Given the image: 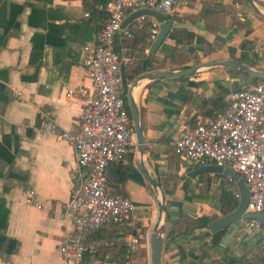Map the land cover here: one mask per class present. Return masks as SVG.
I'll return each instance as SVG.
<instances>
[{"label": "crops", "instance_id": "obj_1", "mask_svg": "<svg viewBox=\"0 0 264 264\" xmlns=\"http://www.w3.org/2000/svg\"><path fill=\"white\" fill-rule=\"evenodd\" d=\"M104 1L0 0V264H69L57 246L72 229L64 202L83 170L72 144L42 130L41 112L50 109L59 128H76L82 103L76 94L65 96L64 90L89 84L82 46L93 41L106 18L97 8ZM254 2L264 12V0ZM134 9L125 6V15ZM153 19L148 14L134 17L115 35L113 48L126 57L125 95L137 74L199 61L237 58L264 70V17L240 0H182L173 9L169 27L179 34L169 36L168 30L157 49L146 53ZM198 37L219 45L208 50ZM170 52L172 61L166 57ZM143 60L153 68L133 74L131 68ZM235 70L205 66L186 75L143 78L131 88L143 125L142 161L165 193L159 264H191L188 251L200 255L198 264H264L263 242L239 249L241 229L235 237L221 235L216 244H211L212 232L204 234L207 225L174 233L170 239L165 236L181 213L205 214L210 220L223 214L224 193L238 200L234 181L224 173L188 176L195 165L174 153L172 146L182 126L211 117L225 105L230 89L246 83ZM106 187L133 203L141 238L131 256L137 264H149V235L159 194L141 173L134 145L121 161L107 166ZM28 189H33L30 201L25 199ZM115 229L111 224L84 233V264L102 258L122 260L123 245ZM178 245L187 252L185 257L179 255Z\"/></svg>", "mask_w": 264, "mask_h": 264}, {"label": "built area", "instance_id": "obj_2", "mask_svg": "<svg viewBox=\"0 0 264 264\" xmlns=\"http://www.w3.org/2000/svg\"><path fill=\"white\" fill-rule=\"evenodd\" d=\"M181 1L106 0L98 3L97 8L106 13V18L93 41L82 46V65L89 84L64 90L65 96L76 94L82 103L76 128L72 131L59 128L50 109L41 112L42 130L72 144L76 163L83 170L64 202L72 216V229L64 233L57 246L61 258L69 264H84L82 238L87 230L111 224L116 226L115 235L123 245V258L118 262L114 258H102L96 264H137L131 256L141 238L134 205L128 197L106 187L107 166L122 160L127 148L134 145L132 120L120 94L119 62L126 57L118 55L113 43L125 15V6L154 8L172 20L173 9ZM158 28L159 22L153 19L144 52L149 51ZM172 146L174 153L195 166L212 163L234 170L248 192L244 211L264 212V81L230 89L221 110L193 125L182 126ZM32 194L33 189H28L25 199L30 201ZM233 195L238 198V191ZM260 229V220L245 219L241 226L243 240ZM145 241L148 244L146 235ZM261 242L264 243V237Z\"/></svg>", "mask_w": 264, "mask_h": 264}, {"label": "water", "instance_id": "obj_3", "mask_svg": "<svg viewBox=\"0 0 264 264\" xmlns=\"http://www.w3.org/2000/svg\"><path fill=\"white\" fill-rule=\"evenodd\" d=\"M244 2L251 8L255 13L264 17V12H262L259 7L256 5L254 0H244ZM144 14L151 15L154 19L159 22L158 32L156 33L153 41L150 44L149 50L150 52H154L162 39L165 37L166 33L171 26L172 20L168 17L167 14L150 7H139L134 9L125 15L121 22L120 27H124V25L132 18L138 17ZM226 66L230 68H234L240 70L243 73H247L251 77H255L258 79L264 80V70L256 69L251 67L249 64L239 60L237 58H224V59H211L206 61H199L194 64L181 67V68H169L162 70H154L148 72H142L137 74L132 81L127 86V105L131 114V120L133 125L134 132V146L137 151V155L139 158V168L147 182L150 184L152 189L156 191L159 196L157 199V217L152 226V231L149 235V264H159V257L163 242V233H164V224H163V211L165 204V193L163 188L159 185L158 180L151 176L150 173L147 172L143 161L142 156L144 153V144H143V125L139 116L138 109L134 102V99L131 94L132 86L136 85L139 80L146 79H155L160 77L167 76H180L191 74L200 67L207 66ZM119 74H120V84L121 87H125L127 85V81L125 78L124 72V64L122 61L119 62ZM202 172H221L229 176L235 183L237 191H238V200L236 205L228 212L224 214H220L207 222V230L204 234H208L214 232L218 229H223V236L235 237L239 230L241 229L243 220L248 218H257L261 222V229L257 231L252 236L246 238L244 242L239 246V249H245L255 245L258 240H261L264 237V212L261 211H244L247 199L248 192L244 185L241 177L234 170L227 166L215 165L212 163L198 165L193 167L187 172V175L193 177L194 175ZM244 233L242 232L240 236L237 238V242L243 241Z\"/></svg>", "mask_w": 264, "mask_h": 264}, {"label": "trees", "instance_id": "obj_4", "mask_svg": "<svg viewBox=\"0 0 264 264\" xmlns=\"http://www.w3.org/2000/svg\"><path fill=\"white\" fill-rule=\"evenodd\" d=\"M240 1L244 5L247 6V4L244 2V0H240ZM206 27L209 28V26L207 24H206ZM177 34H179V32L176 31V30H169V32H168V35L169 36H172V37H175V35H177ZM186 35L188 37H191V33H189V32H186ZM217 39L218 38L216 37V40ZM198 40L200 42H202V44H204V46L208 50H210V49H212L214 47H217L219 45L216 41H214V44H211V43L203 40L201 37H198ZM166 57L169 58V61H172L174 59V56H173L172 52L168 53L166 55ZM152 68H153V66L150 65L149 60H143L139 64V66H136L135 68H131V69H132V73L134 74V73H139L141 71L150 70ZM235 71L238 72V73H240L242 76L245 77L246 83H253V82H257V81H264L262 79H258V78H255V77H251L247 73H243L240 70H235ZM125 89H126L125 87H120V94L122 95V97L124 99L125 107H126V109L128 111V115H129V117L131 119V114H130V111H129V108H128V105H127V99H126V95H125ZM225 105H226V102H225ZM221 109H219V110H221ZM219 110H217V111H219ZM225 194L226 193H224V196L225 197L223 199L224 207H222L221 210H220L221 213H223V214L226 213V212H228V211H230L236 205V198H233V199H230L229 200L228 196L225 195ZM164 218L166 220L168 219V214L166 212H165ZM208 219H209L208 216L205 215V214H200V215H197V216H194L193 217V216H189V215H187L185 213H181L178 221L174 225H171L170 227L167 228L165 236H166V238L170 239V238L173 237L174 233H187L188 231H190L192 228H195V227H198V228H203L204 227L205 228L206 227V224L208 222ZM222 234H223V229H218V230L212 232L211 238H210L211 244L218 243ZM260 241L261 240H258L257 243H259ZM243 242H244V240L241 241V242H239V244L240 243L242 244ZM178 252H179V255L182 256V257H185L187 255V252H185L179 245H178ZM188 255H189V258L192 259V260H190V263L191 264H198L199 263L200 255H198V256L197 255H194L191 251H188ZM228 261L231 262V261H234V259L228 258Z\"/></svg>", "mask_w": 264, "mask_h": 264}]
</instances>
